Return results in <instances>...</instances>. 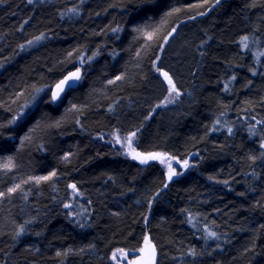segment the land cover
Masks as SVG:
<instances>
[{"label": "trees", "instance_id": "obj_1", "mask_svg": "<svg viewBox=\"0 0 264 264\" xmlns=\"http://www.w3.org/2000/svg\"><path fill=\"white\" fill-rule=\"evenodd\" d=\"M263 141L264 0L0 2V264H264Z\"/></svg>", "mask_w": 264, "mask_h": 264}, {"label": "snow or ice", "instance_id": "obj_2", "mask_svg": "<svg viewBox=\"0 0 264 264\" xmlns=\"http://www.w3.org/2000/svg\"><path fill=\"white\" fill-rule=\"evenodd\" d=\"M0 2H2V0H0ZM29 2H31V0H29ZM139 30L140 29H137V31H139ZM113 31H115V29ZM173 31H175V29H173ZM151 38H152V33H149L148 39H151ZM243 39L247 40L248 37H244ZM29 43H31V42H29ZM162 75L169 85V92L175 93L178 96L180 93H179V90L177 89L176 84L174 83L172 77L167 72H163ZM80 78L81 77H80L79 70H77L74 73H70L68 76H66L63 80H61L56 85V91L53 93L52 99L53 100L58 99L66 87H72V82L78 81ZM116 79L119 80V79H121V77L118 76V77H116ZM109 83H112V81H109ZM169 102H171V101H169ZM131 136L134 137L135 133H132ZM126 141L128 143V146L131 147V143H132L131 137L126 138ZM262 147H264V145H262ZM132 151H133V153H135L133 155V159H139L141 163H147L149 160H159L161 163H165L166 160L170 161L173 159V157H169L165 153H148L147 155H144V154L135 152V149H132ZM183 164L185 167H187L188 161L185 160L183 162ZM168 167H169V173H168V179L169 180H171L173 178V176L179 175V173H177L175 171V169L171 167V164H169ZM55 175H56V173L52 172L48 176L38 177L37 182H39L41 180H44V181L50 180ZM17 187H19V186H17ZM70 187H72L73 190H76L75 184L71 185ZM165 187H167V184H165ZM15 190H16L15 188L9 189L10 192H14ZM2 195H4V194L0 193V196H2ZM209 235L213 236V237L216 236L215 232H211ZM135 251L139 254L138 257L135 259H132V260H128L127 264H157V249H156V246L151 242V240L148 236L144 237L143 246L136 249ZM58 255H59V253H58ZM128 255L129 254L126 253L123 249H117V251L112 254V259L114 261H117V264H120V258L127 260Z\"/></svg>", "mask_w": 264, "mask_h": 264}, {"label": "rangeland", "instance_id": "obj_3", "mask_svg": "<svg viewBox=\"0 0 264 264\" xmlns=\"http://www.w3.org/2000/svg\"><path fill=\"white\" fill-rule=\"evenodd\" d=\"M166 81V80H165ZM166 83H167V81H166ZM54 91H56V87L54 88ZM263 145H264V141H263ZM132 152H130V154H131ZM176 166L177 165H175V166H171L172 168H174L175 170H176ZM168 172H169V167H168ZM176 172H177V170H176ZM117 250H114L113 252H112V254L114 253V252H116ZM126 253H128L129 255H128V258H127V260H125V259H123V258H120V264H127V262H128V260H132V259H135V258H137L138 257V253L136 252V251H128V250H124ZM111 258H112V255H111ZM113 260V259H112ZM113 262L114 263H116L117 264V261H114L113 260Z\"/></svg>", "mask_w": 264, "mask_h": 264}, {"label": "water", "instance_id": "obj_4", "mask_svg": "<svg viewBox=\"0 0 264 264\" xmlns=\"http://www.w3.org/2000/svg\"><path fill=\"white\" fill-rule=\"evenodd\" d=\"M135 152H137V151H135ZM137 153H138V152H137ZM134 154H135V153L132 152V153H131V156H133ZM175 171H176V170H175Z\"/></svg>", "mask_w": 264, "mask_h": 264}, {"label": "bare ground", "instance_id": "obj_5", "mask_svg": "<svg viewBox=\"0 0 264 264\" xmlns=\"http://www.w3.org/2000/svg\"><path fill=\"white\" fill-rule=\"evenodd\" d=\"M143 246V245H142Z\"/></svg>", "mask_w": 264, "mask_h": 264}]
</instances>
